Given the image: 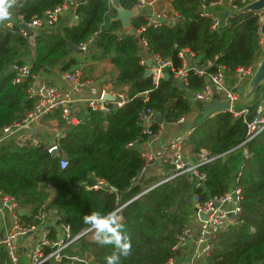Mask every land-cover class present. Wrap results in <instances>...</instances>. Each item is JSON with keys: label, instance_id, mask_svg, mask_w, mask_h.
Wrapping results in <instances>:
<instances>
[{"label": "trees", "instance_id": "1", "mask_svg": "<svg viewBox=\"0 0 264 264\" xmlns=\"http://www.w3.org/2000/svg\"><path fill=\"white\" fill-rule=\"evenodd\" d=\"M64 1L68 0H17L11 9L16 20L20 16L27 22ZM209 1L212 0H204ZM201 3L172 0L171 9L179 18L157 27L146 25L144 10L130 17L129 27L138 39L146 40L145 53L113 19L115 10L108 0H81L74 11L75 23L59 31L52 25L22 36L17 24L11 28L0 24V128L19 122L33 104L27 96V81L12 83L9 65L24 61L31 52L27 61L31 72L45 67H58L60 72L70 70L78 62L66 41L77 46L92 37L89 47L100 50L99 58H106L117 71L110 80L112 89L126 97L122 106L107 112L88 109L75 124H66L57 111L48 114L44 120L54 117L63 134L56 140V156L44 149L43 142L29 146H19L11 140L0 143V191L17 201L20 217L26 223H32L31 215L36 212L51 210L55 222L67 223L70 234L75 235L88 228L83 223L85 215L107 214L128 201L118 211L131 238L132 251L127 258L121 257L120 264H164L167 257L179 252L171 246L188 218L192 196L202 201L235 186L241 195L238 221L215 232L206 263L264 264V128L245 145L250 156L244 158L239 149L231 150L243 138V117L224 111L202 118V104L198 102L194 125L182 147L192 155L201 149L209 155H219L198 168L205 174L204 187L198 188L196 179L185 173L130 200L156 180L134 179L143 164L137 149L128 143L146 140L137 114L150 108L162 115L163 121L174 120L189 111L188 94L199 89L213 70L212 65H205L207 61L222 64L226 74L231 75L237 66L254 65L261 54L258 13L223 16L226 24L211 29L210 19L199 15ZM119 4L132 10L135 0H119ZM141 26L143 31L137 32ZM182 48L197 56L203 66L201 74L191 67L181 86L172 78L160 79L153 86L149 77L142 76L145 67L140 60L146 53L168 58L176 68L180 64L177 51ZM92 57L96 58V52ZM263 90L259 88L244 107L245 117L256 112ZM151 128L156 131L157 125ZM60 158L67 162L62 169L58 166ZM97 179L115 191L84 188ZM112 251L111 245L98 244L94 233L87 231L64 249L71 257L64 263L105 264L104 257ZM4 261L0 248V264Z\"/></svg>", "mask_w": 264, "mask_h": 264}, {"label": "built area", "instance_id": "2", "mask_svg": "<svg viewBox=\"0 0 264 264\" xmlns=\"http://www.w3.org/2000/svg\"><path fill=\"white\" fill-rule=\"evenodd\" d=\"M172 0H135L134 9L138 12L141 10L146 11L144 17L147 21L146 25L150 24L152 27H157L162 23L173 22L179 18V15L171 9ZM201 10L199 15L208 17L211 21L210 28L217 29L220 25H225V18L221 15L222 11H228V14H232L231 11L238 9L250 0H212L205 3L201 0ZM81 0H68L64 1L51 9L45 10L39 16H33L29 21L24 22L17 16V20L5 21L3 24L7 28H11L13 24H17L18 31L22 36L27 35L26 32L19 27L22 23L30 31L41 28L51 27L54 25L63 13L74 11ZM259 14V13H258ZM225 15V16H227ZM144 26H141L137 32L143 31ZM92 37H89L86 42H82L76 47L85 53L88 50L89 45L92 43ZM141 49L146 52L147 43L146 40L137 38ZM177 57L180 60L178 67L171 66L168 58H160L156 54H147L142 57L140 63L143 64L145 59H150L149 66V79L153 86H156L158 81L162 79L163 73L168 72L169 78H172L175 84L186 83L187 71L193 67V60L197 59V56L187 48H182L177 51ZM206 66H213V70L207 75L202 86L189 93L188 98L193 101L200 102L202 105L207 103L213 97L212 89L214 87L222 89L224 97L235 102L237 97L236 88L241 86L248 76L251 74L253 65H240L237 66L231 75L226 74V69L222 64H213L212 61H207ZM9 70L13 74L12 83H19L26 80V92L30 99H33L32 108L25 114V116L19 122H12L6 124L0 128V143L6 140H11L13 143L19 146L36 145L39 142L45 144L44 149L49 153L56 147L57 138L63 134L57 131L56 137L52 141L40 139L38 136L32 135L34 127L43 125L44 118L57 111L60 119L64 120L66 124H75L80 119L72 112L75 111L71 108L72 100L69 96H73L81 87L84 86L85 80L82 78L80 67L76 66L70 70L60 72V77L67 83L65 93L61 88L43 80L42 75L38 72H31L30 65L27 61L15 62L9 65ZM196 70V69H195ZM170 71V72H169ZM203 69L196 70L198 74H201ZM230 77L232 84L226 89L225 79ZM101 91L98 96L87 99L85 101L86 108L89 110H100L107 112L111 107H120L126 101V97L123 93H111V96L116 97L113 100H105L102 97ZM143 98H146V92L143 93ZM220 99V98H219ZM234 117H243L245 122V132L242 140L234 146L231 150L239 149L241 155L249 157L250 153L247 151L245 145L258 135V133L264 128V112L254 113L252 117L245 120L246 110L240 108L237 110H228ZM159 114L150 108H145L137 114L138 123L141 127V131L146 135L145 144H151L153 140L157 138L165 127L173 126L175 124L183 126L179 131L173 132L168 137L164 150L157 156L151 150H143L139 148V145L143 142H136L135 140L128 143L133 145L142 159V167L135 176V180L145 178V171L147 167L156 160L157 166V179L152 184L145 187L139 193L132 196V199L138 197L142 193L150 190L154 186L168 181L169 179L181 175L188 174L193 176L197 184L202 182L205 178V174L199 171V166L212 161L219 155H209L205 150L201 149L194 160H190L183 155L182 144L191 131L190 120L184 115L178 118L165 122L157 121ZM152 124H156V131L151 128ZM168 151V152H167ZM66 160L60 158L58 161L59 168L65 167ZM133 180V179H132ZM134 180V181H135ZM88 189L106 188L109 190V186L102 180L97 179L92 185L85 186ZM240 190L238 187L231 186L222 194L212 195L206 199L199 201L196 195L192 196L191 215L198 224L197 234L193 241V250L188 257V264H207L206 259L209 257L211 249L213 247V241L215 232L225 229L229 225L237 223L238 216L240 215ZM128 202V201H126ZM125 202V203H126ZM125 203L119 205L114 210H119ZM3 210L7 214V226L0 229V248L4 251L5 261L4 264H17V243L23 239L21 244V252L26 255V264H65L64 260L71 259L66 255L64 249L74 241L78 235L87 232L88 228L83 229L75 235L70 234L69 225L67 223H52V226L42 224L45 222V217L53 215L50 211H38L31 215L32 223H26L19 214L20 207L17 201L10 195L2 193L0 191V215ZM199 213L205 214V218H201ZM41 227V228H38ZM191 226L185 223L179 234L176 236V240L171 246V249L179 251L181 244L187 239L191 232ZM52 230V235L50 234ZM18 239H20L18 241ZM28 245V247L26 245ZM178 254L170 255L167 257L164 264H178Z\"/></svg>", "mask_w": 264, "mask_h": 264}, {"label": "crops", "instance_id": "3", "mask_svg": "<svg viewBox=\"0 0 264 264\" xmlns=\"http://www.w3.org/2000/svg\"><path fill=\"white\" fill-rule=\"evenodd\" d=\"M10 11L13 16L12 20H15V15L13 14L12 9H10ZM75 20H76V16L73 13L71 12L63 13L62 16L58 19V21L53 25V29L59 31L61 27H63L64 25L74 24ZM98 51H95L93 47H88L87 52L76 54L75 57L78 62L76 66L80 67L82 78L85 80V84L75 94H73V96H69V99L71 98L72 100L71 108L75 110L72 113L76 115L79 119H81L82 116L86 115L88 112V109L84 104L87 99L98 96V94L101 91H105L107 93L108 92L118 93L117 91L112 89L110 83L111 78L115 76L117 71L106 58H99L100 53L98 54ZM95 52H96V58H93L92 56ZM29 56L31 57V52L27 54L24 61H28ZM38 73L42 75L43 80L58 86L65 93L67 83L61 79L60 71L58 70V67H50V68L45 67L40 69ZM226 77L227 78L225 79V83L227 89L228 87L231 86L232 80L230 79V77L228 78L227 75ZM223 92L224 91L222 89L216 87L212 89L213 97H217L220 99L224 97V95L222 94ZM239 98L240 96L237 95L235 101L238 102ZM197 103H198L197 101H193L192 99H190V109L186 114H184L185 117L189 118L191 128L194 125L195 118L198 113ZM244 107L245 106L239 107L238 109ZM262 112H264V90L260 100L258 101L255 113H262ZM182 127L183 126L177 124L173 126H167L160 133H158L157 138L153 140L151 144L148 145L145 144V142H143L139 145V148L143 150L149 149L155 155L158 156L161 153V151L164 150L168 137H170L173 134V132L179 131ZM53 130L61 133V131L57 129L56 119L54 117H50L43 120V125L34 127V129L32 130V135H35V137L38 136L40 139H44L43 138L44 135L46 137L45 140L52 141L56 137V132H54ZM182 152L183 155L187 158H190V160H194L196 157V154L195 155L189 154L188 152L185 151V149H183V147H182ZM157 166H158V162L154 160L147 167L145 171V177L147 178L155 177L157 179V174H156ZM185 223H188L191 226L190 227L191 232L190 235L181 244V247L179 248L178 264H188V257L190 256L193 250V241L197 234L198 224L194 220L193 215H191V210ZM6 226H7V214L3 210L2 214L0 215V229H3ZM19 240L20 239H18V241Z\"/></svg>", "mask_w": 264, "mask_h": 264}, {"label": "water", "instance_id": "4", "mask_svg": "<svg viewBox=\"0 0 264 264\" xmlns=\"http://www.w3.org/2000/svg\"><path fill=\"white\" fill-rule=\"evenodd\" d=\"M110 3V6L115 10V16L114 20L119 21L121 23L122 28L126 31L128 35H130L135 41H137V37L134 33V31L129 27V19L130 17L138 14V11L135 9L132 10H127L124 9L120 6L119 0H108ZM201 8L198 9L200 11ZM232 13H245V12H256V13H261V18L259 19V28H258V33L260 35L261 39V54L259 56L258 61L253 65L251 74L248 76V78L245 80V82L236 88L237 94L240 96L238 102H233L227 97H223L222 99H219L217 97H212L211 100L207 103H204L202 105V118L211 116L216 112H224L228 111L231 107L233 110H237L239 107H243L248 105L255 96L256 91L264 87V0H250L249 2L245 3L241 7H239L236 10L231 11ZM228 14V11H222L221 15L225 16ZM19 27H21L27 35L31 33V31L22 23L19 24ZM66 44L70 50H72L76 54H80L81 51L74 45H72L69 41H66ZM100 51H98V54ZM144 64V70L142 73L143 77H148L149 76V66H150V59L147 58L143 62ZM192 64L194 65L196 70H201L203 66L200 64L199 60H193ZM163 80L169 79V74L168 72L163 73ZM182 84H180L181 86ZM102 97L105 100H113L116 97L111 96L107 92L102 93ZM255 112H252L251 114L247 115L245 117V120H248L250 117L254 115ZM162 115L157 116V121L161 122L162 121ZM245 132V122H243V135L244 136ZM57 148L53 149L50 151V155L56 156L57 155ZM198 188H203L204 187V182H200L197 184ZM111 191H115V188L112 186H109ZM187 201L189 199H186ZM190 202H192V198L190 199ZM199 216L201 218H205V214L199 213ZM88 231V230H87ZM85 233V232H84ZM82 233V234H84ZM82 234L78 235L81 236ZM76 238V239H77Z\"/></svg>", "mask_w": 264, "mask_h": 264}, {"label": "clouds", "instance_id": "5", "mask_svg": "<svg viewBox=\"0 0 264 264\" xmlns=\"http://www.w3.org/2000/svg\"><path fill=\"white\" fill-rule=\"evenodd\" d=\"M17 0H0V24L10 21V9ZM122 216L118 210L107 214L92 212L83 217V223L88 226V231L94 233L95 241L100 245H111L113 251L104 257L105 264H120L121 257L131 255L132 244L130 236L125 232Z\"/></svg>", "mask_w": 264, "mask_h": 264}, {"label": "rangeland", "instance_id": "6", "mask_svg": "<svg viewBox=\"0 0 264 264\" xmlns=\"http://www.w3.org/2000/svg\"><path fill=\"white\" fill-rule=\"evenodd\" d=\"M259 15H260V17H259V19L261 18V13H259ZM13 19V16H12V18H11V20ZM48 211H50V210H48ZM50 213H52L51 211H50ZM55 215L53 214V215H49V216H46L45 217V222H44V224H42L41 225V227L42 226H44V225H47V226H52V223L55 221ZM41 227H38V228H41ZM23 243V239H21L18 243H17V250H16V252H17V255H18V261H17V264H26V255L23 253V252H21V249H22V247H21V244ZM26 245V244H25ZM27 247H28V245H26ZM28 249H29V247H28Z\"/></svg>", "mask_w": 264, "mask_h": 264}]
</instances>
